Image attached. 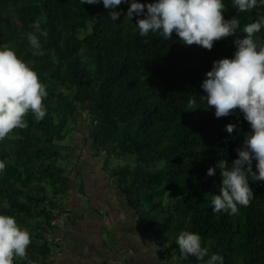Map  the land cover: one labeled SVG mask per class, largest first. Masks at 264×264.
Listing matches in <instances>:
<instances>
[{"label": "trees", "instance_id": "16d2710c", "mask_svg": "<svg viewBox=\"0 0 264 264\" xmlns=\"http://www.w3.org/2000/svg\"><path fill=\"white\" fill-rule=\"evenodd\" d=\"M130 2L106 9L102 0L96 5L0 0V50H14L48 92L44 119L37 122L29 113L26 129L0 141V162L6 165L0 172V214L15 217L31 236L27 259L14 264H55L63 242L48 241L46 234L62 235L53 223L62 213L68 214L65 228L77 219L60 196L72 188V157L82 150L81 157L88 147L103 158L125 204L137 211L145 229L155 231L169 259L203 264L192 256L181 258L176 239L189 231L208 249L205 260L219 254L223 264H264V182L249 174L254 198L229 215L214 213L211 205L222 183L220 169L207 175L219 160L231 166L250 127L239 110L216 118L201 98L206 72L214 61L233 57L235 39L243 38L244 25L264 16V5L258 0L255 9L238 12L233 0H223L225 20L236 17L240 29L209 51L184 46L175 33L170 40L158 33L140 36L135 23L143 16H126ZM110 11L121 13L117 21ZM38 19L48 32L39 37L43 56H33L27 40ZM255 39L264 43V28ZM190 98L197 109L187 107ZM230 123L237 126L232 134L225 130ZM114 153L135 155L136 165L113 168ZM159 162L162 167H156ZM49 243L58 245L55 252Z\"/></svg>", "mask_w": 264, "mask_h": 264}, {"label": "clouds", "instance_id": "9594fccd", "mask_svg": "<svg viewBox=\"0 0 264 264\" xmlns=\"http://www.w3.org/2000/svg\"><path fill=\"white\" fill-rule=\"evenodd\" d=\"M100 2L80 0L81 4L89 5ZM128 2L102 0L106 9ZM259 4L264 5V0H259ZM257 6L258 0H233V7L238 12H248ZM224 11L223 0H154L146 4L131 0L126 16L130 20L134 15L143 16L135 23L142 37L158 33L164 40H170L175 33L184 46L196 45L211 51L215 42L234 36L240 29V21L236 17L225 20ZM120 15L117 11L109 12L113 21H117ZM30 27L34 31L27 33V40L33 50L32 55L43 56L39 37L47 38L48 32L41 29L39 19ZM262 28L264 16L244 25L243 38L237 37L234 41L236 50L233 57L214 61L201 84L206 93L201 98L208 108H214L216 118L227 117L239 110L250 127L242 146L236 149L238 158L231 166L227 160H219L215 168L210 167L207 171L208 176H215L216 168H219L222 180L219 194L211 195L214 213L236 215L238 206L250 205L254 194L249 186V174L253 181L264 182V43L258 44L255 39ZM47 96L46 87L36 71L11 48L0 50V141L16 129H26L25 118L29 113L37 122L43 120L46 116L43 100ZM187 107L197 109L196 100L190 98ZM236 127L230 123L225 130L232 134ZM253 161L256 162L255 171ZM5 167L0 162V172ZM30 244L29 231L22 228L15 217L0 214V264H14L17 258L27 259ZM176 244L182 259L192 256L203 264H223V257L219 254H212L205 260L208 249L202 247L198 234L182 231Z\"/></svg>", "mask_w": 264, "mask_h": 264}, {"label": "crops", "instance_id": "0c3cea01", "mask_svg": "<svg viewBox=\"0 0 264 264\" xmlns=\"http://www.w3.org/2000/svg\"><path fill=\"white\" fill-rule=\"evenodd\" d=\"M81 153L72 157L73 184L66 195V206L77 219L62 231L56 263L179 264L165 256L155 231L145 229L137 211L125 204L119 184L105 171L103 158L89 147L79 157Z\"/></svg>", "mask_w": 264, "mask_h": 264}, {"label": "rangeland", "instance_id": "374dc122", "mask_svg": "<svg viewBox=\"0 0 264 264\" xmlns=\"http://www.w3.org/2000/svg\"><path fill=\"white\" fill-rule=\"evenodd\" d=\"M110 161H111V165L113 168H116L118 167L119 165H126V164H130L132 166H135L136 165V156L135 155H124L122 154L121 156H119L118 154H112L111 157H110ZM163 163L159 162L156 167H162ZM64 199V202H66L67 198L66 196L64 197V195L60 196V199ZM91 199V198H90ZM92 200V199H91ZM166 202L165 201V205H166ZM172 241L170 240H167V242L165 243L166 246L170 247V243ZM50 247L52 248V252H55L58 248V245L57 244H54V243H49ZM57 254V253H56ZM57 257V255H56ZM55 264L56 261H55Z\"/></svg>", "mask_w": 264, "mask_h": 264}, {"label": "built area", "instance_id": "2783aa9c", "mask_svg": "<svg viewBox=\"0 0 264 264\" xmlns=\"http://www.w3.org/2000/svg\"><path fill=\"white\" fill-rule=\"evenodd\" d=\"M67 213H62V214H60L54 221H53V223H55L58 227H59V229H64L65 228V226H66V218H67ZM46 238H47V240L48 241H60L61 239H62V237L61 236H58V237H56L53 233H50V232H48L47 234H46Z\"/></svg>", "mask_w": 264, "mask_h": 264}]
</instances>
